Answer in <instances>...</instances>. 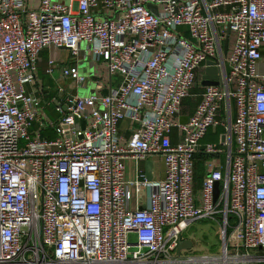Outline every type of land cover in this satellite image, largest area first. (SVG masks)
I'll return each instance as SVG.
<instances>
[{"label": "built area", "instance_id": "2783aa9c", "mask_svg": "<svg viewBox=\"0 0 264 264\" xmlns=\"http://www.w3.org/2000/svg\"><path fill=\"white\" fill-rule=\"evenodd\" d=\"M48 47L102 61L118 86L85 97L59 89L49 119L50 102L32 90ZM207 62L216 85L182 124ZM61 76L77 88L88 81L78 68ZM121 121L131 124L127 140ZM218 126L225 141L202 149L211 159L198 208L194 157ZM220 155L226 163L215 164ZM150 156L162 160L160 181L138 169ZM201 220L220 227L228 262L233 252L264 264V0H0V264L215 263L177 254L183 231Z\"/></svg>", "mask_w": 264, "mask_h": 264}, {"label": "crops", "instance_id": "0c3cea01", "mask_svg": "<svg viewBox=\"0 0 264 264\" xmlns=\"http://www.w3.org/2000/svg\"><path fill=\"white\" fill-rule=\"evenodd\" d=\"M79 59H84V60L91 62L90 56H87L86 58L83 56L71 57L68 51L66 50H58V49H54L50 47L44 49L40 53L38 65H37L36 86L33 87L32 90L35 93H39V96L41 100H43L44 103L50 102L49 105H45V108H44V113L49 119H54L55 117V114L53 111L55 102H52V101L53 99H56V100L61 99L58 93L59 89H62L66 93H70L71 95L78 96L79 88L75 87L71 79L63 78L61 76V69L62 68L66 69L68 67L78 68ZM102 64H105V63H102ZM98 65H101V63ZM94 66H97V65L94 64ZM49 69L53 70L51 74L48 73ZM201 77H202L201 72H198L196 76L195 86L190 91L189 97L186 98L182 102V106L177 115V120L181 121L182 123L184 121H187V119L193 115L196 105L200 101V95L203 92V87L200 86ZM95 80H99V79L93 78V82ZM107 80L108 81L105 84L99 80L101 84L103 85V89L101 91L99 90L97 91L95 89V84H94V87L91 90L85 92V95L82 97L93 95V94H96L97 96L106 94L108 93L109 88H116L119 84L118 77H112L111 79L108 78ZM87 85H88V81L86 85L82 88L84 89L87 88ZM219 119L221 120V122H223L225 120V116L221 113L219 115ZM130 127H131V124L128 121H121L118 124L119 131L123 135V140H127L129 138L130 130H131ZM210 130H211V134H215V136L220 135L222 137V136H225L226 134V131L223 126H218L217 129L215 130L211 128ZM209 131L207 132V134L209 133ZM50 134L53 135L51 131H46L44 133V136L45 135L49 136ZM179 136H180L179 131L173 130L170 136L171 142L177 143L179 141ZM206 140H207V136H205V138L201 141V144L199 147H204V145L206 144L217 145L216 141L214 140H209V141L208 140L206 141ZM201 153H202V150L198 151V153L196 154L194 158L193 180H192V197H193L194 205L198 208L201 207V187H202V181L206 174L205 162L211 159L210 157L204 156ZM199 154H201V156L203 155V158ZM215 160L217 161H214V163L218 165L226 163V159L224 158V155H220ZM147 163H150L151 180L153 181L162 180L164 177V165L162 163L161 158L158 156H150L146 158L145 160L139 162L138 169L143 171L144 175L146 172L145 166ZM125 168H126L127 176L134 178L136 165L132 162L127 161L125 163ZM201 221H207V220H201ZM195 222H200V221H195ZM209 228H211L214 231V234H216V230L213 229L211 225L209 226ZM181 241L191 242L190 250L181 251V252L183 251L190 252L192 250V247H193L192 243L194 240L181 235Z\"/></svg>", "mask_w": 264, "mask_h": 264}, {"label": "rangeland", "instance_id": "374dc122", "mask_svg": "<svg viewBox=\"0 0 264 264\" xmlns=\"http://www.w3.org/2000/svg\"><path fill=\"white\" fill-rule=\"evenodd\" d=\"M53 3H59V4H68V0H52ZM84 47V45H82ZM101 65H98L100 64ZM100 63L96 64L97 66H94L93 62L79 59L78 62V71L79 74L83 77H85L88 80L87 88L80 87L78 89V96L82 97L85 95V92L91 90L94 87L93 78L99 79L104 84L107 83L108 79V73H107V67L105 64ZM100 66V67H99ZM207 140H214L216 141L217 145L222 146V143L220 142L221 136H215V134H211V130L206 135ZM206 140V141H207ZM213 142V141H212ZM212 226L213 229L216 230V234H214V231L209 228V226ZM182 236L187 237L189 239H193L192 243V250L190 252H181L182 257L187 256H209L213 257L215 259H220L224 255V252L222 254L223 250V236L221 234V229L218 226V224L215 221H200V222H192L182 233ZM130 242L133 243L135 241L134 236H130L129 238ZM228 240L230 243L227 245L228 250H232L236 246V241L234 239V234L230 235V232H228ZM176 254V252L174 253ZM252 254V253H251ZM259 254L263 255L264 251L259 252ZM236 254L231 252L229 253V257L231 259L234 258ZM241 254L238 253V256ZM211 264H223L220 261H216L215 263ZM227 264H243V262H236V261H229ZM248 264V263H246Z\"/></svg>", "mask_w": 264, "mask_h": 264}, {"label": "water", "instance_id": "95a60500", "mask_svg": "<svg viewBox=\"0 0 264 264\" xmlns=\"http://www.w3.org/2000/svg\"><path fill=\"white\" fill-rule=\"evenodd\" d=\"M150 9L153 10V12H155V9L150 7ZM228 34L229 32H227V37L224 41L223 44V54L225 55L227 52V47H228ZM206 65L208 66L205 69V75H203L201 77V83L200 86L201 87H207V86H214L216 85V72L217 70L212 67V63L207 62ZM180 123H182L181 121H179ZM186 121H184L182 124H185ZM84 123L82 122L80 124L81 129H83ZM81 138V137H80ZM225 141V136H222L220 142L223 144ZM203 149V147H198V151H201ZM146 172H145V178L150 181L151 180V173H150V163H147L146 166ZM217 196V193L215 194V197ZM141 211L144 210V207L140 208ZM191 248V242L189 241H180L177 247V254H179L182 250H190Z\"/></svg>", "mask_w": 264, "mask_h": 264}, {"label": "bare ground", "instance_id": "6f19581e", "mask_svg": "<svg viewBox=\"0 0 264 264\" xmlns=\"http://www.w3.org/2000/svg\"><path fill=\"white\" fill-rule=\"evenodd\" d=\"M205 261H207V260H205ZM215 261H220V262H222L223 264H227L228 259H227V257L224 255V257H222V258H220V259H216ZM233 261L238 262V261H243V260H242V259H235V260H233Z\"/></svg>", "mask_w": 264, "mask_h": 264}, {"label": "trees", "instance_id": "16d2710c", "mask_svg": "<svg viewBox=\"0 0 264 264\" xmlns=\"http://www.w3.org/2000/svg\"><path fill=\"white\" fill-rule=\"evenodd\" d=\"M217 129V128H216ZM44 135V134H43ZM50 135H52V134H50ZM49 135V136H50ZM207 135V134H206ZM53 137V135L52 136H50V138H52ZM201 154H203V153H201ZM201 154H199L200 156H201ZM196 156V155H195ZM205 156V155H204ZM202 158H203V155L201 156ZM195 158V157H194ZM228 232H230V229H227V234H228Z\"/></svg>", "mask_w": 264, "mask_h": 264}]
</instances>
